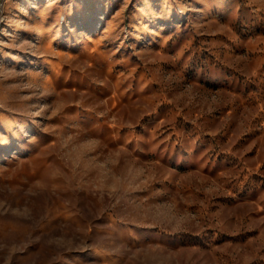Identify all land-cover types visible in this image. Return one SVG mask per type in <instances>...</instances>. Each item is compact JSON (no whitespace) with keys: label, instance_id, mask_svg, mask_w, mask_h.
<instances>
[{"label":"rangeland","instance_id":"rangeland-1","mask_svg":"<svg viewBox=\"0 0 264 264\" xmlns=\"http://www.w3.org/2000/svg\"><path fill=\"white\" fill-rule=\"evenodd\" d=\"M0 264H264V0H0Z\"/></svg>","mask_w":264,"mask_h":264},{"label":"bare ground","instance_id":"bare-ground-1","mask_svg":"<svg viewBox=\"0 0 264 264\" xmlns=\"http://www.w3.org/2000/svg\"><path fill=\"white\" fill-rule=\"evenodd\" d=\"M2 1V0H1ZM40 33H41V31H40Z\"/></svg>","mask_w":264,"mask_h":264}]
</instances>
